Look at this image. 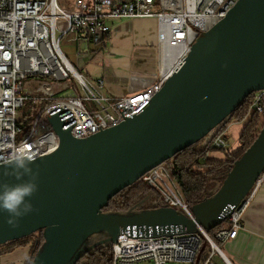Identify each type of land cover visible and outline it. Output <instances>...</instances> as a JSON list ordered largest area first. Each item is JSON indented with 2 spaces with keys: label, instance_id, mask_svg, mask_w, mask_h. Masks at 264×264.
<instances>
[{
  "label": "water",
  "instance_id": "obj_1",
  "mask_svg": "<svg viewBox=\"0 0 264 264\" xmlns=\"http://www.w3.org/2000/svg\"><path fill=\"white\" fill-rule=\"evenodd\" d=\"M262 90L264 0H238L196 39L183 63L137 115L84 139L71 136L74 120L67 108L48 117L59 145L30 165L39 172L38 191L30 198L38 211L15 229L5 223L8 214L0 213V246L41 231L44 243L30 264H75L95 234L104 233V244L111 245L119 233L157 237L197 232V227L210 231L244 205L264 173V122L218 190L191 207L192 218L168 207L125 214L102 209L145 173L206 138L246 97ZM5 170L6 164L0 165V182L29 179L6 177ZM205 246L203 242L194 264Z\"/></svg>",
  "mask_w": 264,
  "mask_h": 264
},
{
  "label": "built area",
  "instance_id": "obj_2",
  "mask_svg": "<svg viewBox=\"0 0 264 264\" xmlns=\"http://www.w3.org/2000/svg\"><path fill=\"white\" fill-rule=\"evenodd\" d=\"M237 1L73 0L64 8L57 0H0V165L17 152L27 153L32 160L54 152L59 140L48 117L59 114L63 107L74 120L70 134L75 139L87 138L140 113L183 63L196 39L223 19ZM144 18L156 21L158 75L142 91L108 97L103 93L102 79L81 73L80 63L105 43L111 29L106 20ZM62 39L84 47L76 52L75 65L61 50ZM27 75H45L50 80L29 79L23 83ZM262 97L264 90L253 93L250 108L260 116L264 114ZM26 104L30 113L23 114L28 123L22 125L17 122L18 112ZM219 127L206 138L209 149L227 148ZM167 162L145 173L138 182L157 191L163 207L192 218L191 207L171 177ZM262 181L263 175L254 183L244 205L231 213L230 226L215 233L217 240L234 239L241 228V211ZM129 212L139 211L134 207ZM203 242L209 250L198 264H213L219 250L201 227L197 232L157 237L119 233L111 244V264H194Z\"/></svg>",
  "mask_w": 264,
  "mask_h": 264
},
{
  "label": "crops",
  "instance_id": "obj_3",
  "mask_svg": "<svg viewBox=\"0 0 264 264\" xmlns=\"http://www.w3.org/2000/svg\"><path fill=\"white\" fill-rule=\"evenodd\" d=\"M105 24L111 28L108 41L81 62L82 71L91 79H102L103 93L111 98L144 90L158 75L156 21L106 20ZM240 224L234 239L217 246L213 264H264V173L256 194L241 211ZM29 259L28 248H20L0 256V264H27Z\"/></svg>",
  "mask_w": 264,
  "mask_h": 264
},
{
  "label": "trees",
  "instance_id": "obj_4",
  "mask_svg": "<svg viewBox=\"0 0 264 264\" xmlns=\"http://www.w3.org/2000/svg\"><path fill=\"white\" fill-rule=\"evenodd\" d=\"M105 47L108 41V35L104 39ZM37 79L49 82L50 77L45 75H27L25 80ZM252 95L246 97L242 103L235 109L224 123L219 125L220 131L224 130L231 121L243 124L238 137L239 148L233 152H225L223 159H212L209 152L220 149H209L207 143L201 144V141L176 153L167 163L169 165L170 175L177 183L185 202L189 207L210 198L221 186L234 163L243 155V153L252 145L256 136L263 125L264 114L260 116L255 110H250L252 106ZM264 106V97L261 98ZM27 106L24 105V107ZM23 108V107H22ZM21 108V109H22ZM23 118H18L17 122L22 124ZM207 154V155H206ZM138 205V211L152 210L163 207L160 202V196L152 187L136 182L131 186L124 188L113 196L103 207V213L125 214L131 207ZM229 221L226 219L223 223L207 232L214 243L219 246L220 242L215 238V233L225 227H228ZM44 243L43 234L38 231L22 239H18L0 246V256L10 254L20 248H28L31 263L33 257L40 251ZM209 250L206 244L201 257ZM112 248L110 244H99L85 253H82L75 264H111Z\"/></svg>",
  "mask_w": 264,
  "mask_h": 264
},
{
  "label": "clouds",
  "instance_id": "obj_5",
  "mask_svg": "<svg viewBox=\"0 0 264 264\" xmlns=\"http://www.w3.org/2000/svg\"><path fill=\"white\" fill-rule=\"evenodd\" d=\"M32 159L27 153L17 152L4 162V176L15 177L17 181L23 180L25 176L29 177L27 181L14 185L0 182V213L8 214L5 223L12 229L18 228L25 216L38 211L30 200L38 191L39 177V172H33L30 167Z\"/></svg>",
  "mask_w": 264,
  "mask_h": 264
},
{
  "label": "rangeland",
  "instance_id": "obj_6",
  "mask_svg": "<svg viewBox=\"0 0 264 264\" xmlns=\"http://www.w3.org/2000/svg\"><path fill=\"white\" fill-rule=\"evenodd\" d=\"M72 1L73 0H57V3L61 7L67 8L68 6H70ZM60 48L63 51V53L65 54V56L68 58V60L74 65L78 62L76 52L79 49L83 50L82 46H78V45H76V43H72L70 40H67V39H62L60 41ZM80 72L82 73L83 71L81 70ZM83 74L86 75L84 72H83ZM26 82H30V81L29 80L23 81V83H26ZM49 85H52V84H49ZM28 86L30 89H32V84L29 83ZM87 105L89 106L88 103H87ZM29 113H30V110H27L26 107H23L18 112L19 119L23 117V114L28 115ZM25 123H28L27 119L22 121V125H24ZM242 126H243L242 123L235 122V121H231L229 124H227L226 128L222 131L223 132V138H224L225 142L227 143V148L224 150L210 151L208 153L209 157L212 159H223L225 152H227V151L233 152V151L237 150L239 148L238 137H239L240 132L242 130ZM24 128L25 127H23L22 130H24ZM18 136H19V133H18ZM202 142H204V140L201 141V144H202ZM134 207L136 209V207L138 208V205H134L133 207H131V209H133ZM106 238H107V236L104 235V233L95 234L90 238L89 241L86 242V245L84 248L85 249H91L93 246H96L99 244H104Z\"/></svg>",
  "mask_w": 264,
  "mask_h": 264
},
{
  "label": "flooded vegetation",
  "instance_id": "obj_7",
  "mask_svg": "<svg viewBox=\"0 0 264 264\" xmlns=\"http://www.w3.org/2000/svg\"><path fill=\"white\" fill-rule=\"evenodd\" d=\"M91 238V237H90ZM90 238L88 239V241L90 240ZM86 245V244H85Z\"/></svg>",
  "mask_w": 264,
  "mask_h": 264
}]
</instances>
